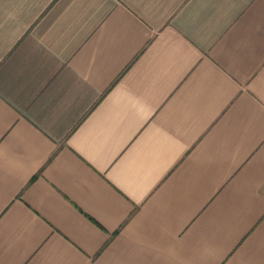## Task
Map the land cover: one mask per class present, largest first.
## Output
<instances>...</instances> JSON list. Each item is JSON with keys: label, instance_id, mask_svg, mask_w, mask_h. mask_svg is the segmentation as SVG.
Segmentation results:
<instances>
[{"label": "crops", "instance_id": "0c3cea01", "mask_svg": "<svg viewBox=\"0 0 264 264\" xmlns=\"http://www.w3.org/2000/svg\"><path fill=\"white\" fill-rule=\"evenodd\" d=\"M0 264H264V0H0Z\"/></svg>", "mask_w": 264, "mask_h": 264}]
</instances>
